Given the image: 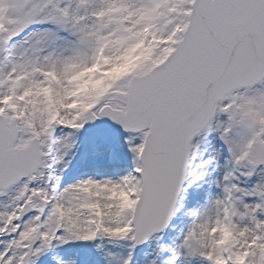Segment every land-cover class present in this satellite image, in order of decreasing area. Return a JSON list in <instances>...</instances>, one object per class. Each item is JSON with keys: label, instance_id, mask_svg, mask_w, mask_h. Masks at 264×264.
Returning a JSON list of instances; mask_svg holds the SVG:
<instances>
[{"label": "snow or ice", "instance_id": "6c2138e0", "mask_svg": "<svg viewBox=\"0 0 264 264\" xmlns=\"http://www.w3.org/2000/svg\"><path fill=\"white\" fill-rule=\"evenodd\" d=\"M0 264H264V0H0Z\"/></svg>", "mask_w": 264, "mask_h": 264}]
</instances>
